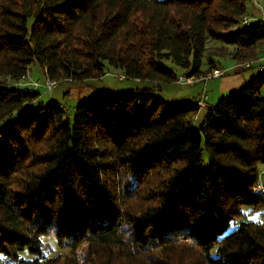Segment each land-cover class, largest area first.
I'll return each instance as SVG.
<instances>
[{
    "label": "trees",
    "instance_id": "trees-1",
    "mask_svg": "<svg viewBox=\"0 0 264 264\" xmlns=\"http://www.w3.org/2000/svg\"><path fill=\"white\" fill-rule=\"evenodd\" d=\"M249 1L0 0V123L20 113L0 128V264H264V223L226 233L264 207V71L197 127V97L154 89L93 93L72 119L57 103L25 109L50 91L33 63L56 86L115 69L159 90L179 76L169 59L196 82L217 57L253 64L264 21L244 24ZM25 76L40 85L27 93Z\"/></svg>",
    "mask_w": 264,
    "mask_h": 264
},
{
    "label": "rangeland",
    "instance_id": "rangeland-1",
    "mask_svg": "<svg viewBox=\"0 0 264 264\" xmlns=\"http://www.w3.org/2000/svg\"><path fill=\"white\" fill-rule=\"evenodd\" d=\"M253 9L257 10V14L254 13L251 15ZM247 22H244V24H253L257 22L264 21V0H250L248 3V10H247ZM217 64L218 69L222 70L225 68H228L231 64H236L235 61L230 58L229 56L224 57H217ZM165 64L168 66V68L174 70L177 75H185L184 72L177 68V66L169 59L165 61ZM240 69L237 71H232L228 73V76H239V77H245L248 79L247 83H249L257 74L258 70L255 68V66H252L251 69H246L244 66L237 64ZM264 65V63H263ZM224 72V71H223ZM224 74V73H223ZM121 72L115 69H110L109 73L105 75L102 79L99 80H89L85 83H72V82H62L59 83L55 88H53L50 91H44L39 90V96L37 99L29 106H27L25 109H28V111H32L35 109H38L40 107H44L50 103H57L61 105L67 112L68 118L72 119L74 115V108L77 105L78 102H88L91 100L93 93L102 92L106 94H116L121 92H129V91H135L140 92L144 89H154L155 94L159 95L161 98L167 100L169 102V99L171 95H187V93L190 95V97H195L199 91H201L202 85H196L195 87L189 86V85H181L177 86L174 84H167V85H161L159 89H157L156 85L149 81H135V80H126L121 79ZM29 76L31 81H39L41 83H45V76L39 66L38 63H33L29 68ZM246 83V84H247ZM192 87V88H189ZM243 87V86H242ZM241 87L232 90L228 94H226L225 97L230 95L233 92H236ZM261 95L264 96V87L261 90ZM19 112L15 113L10 119L1 122L0 128L5 127L8 125V123L17 118L19 116ZM204 111L199 110L198 112V120L195 122V126L197 127L203 118ZM208 154L206 151L202 154V160L200 163L199 168L202 171H206L208 168ZM262 169H264V166H262ZM261 175L264 174V172H260ZM242 212L244 214L243 219H236L231 227L227 230L226 233H233L238 225L239 221H245V222H256V223H264V207L257 209L253 212L252 209L248 206L242 207ZM42 242L46 247H49L52 241V237H42ZM51 249V247H49ZM66 254L68 251L66 249H61L58 246H53L51 254ZM84 251L79 250L76 253V256L78 259L83 257Z\"/></svg>",
    "mask_w": 264,
    "mask_h": 264
},
{
    "label": "crops",
    "instance_id": "crops-1",
    "mask_svg": "<svg viewBox=\"0 0 264 264\" xmlns=\"http://www.w3.org/2000/svg\"><path fill=\"white\" fill-rule=\"evenodd\" d=\"M252 12L251 15H253L254 13H258L256 9H253L252 7ZM264 55H262L260 58H263ZM258 58V59H260ZM259 63H263V62H255L251 65L255 66V68L258 70V64ZM250 68V69H251ZM239 68V66L237 64H231L230 66H228V68L222 69L221 71H224V74L216 79H212V80H207V81H198L195 82L192 87H195L196 85L201 84V91H199V93L195 96L197 97V99L200 97L201 94L205 93L207 95V104H208V108L216 105L221 99H225L226 94H228L229 92H231L232 90H235L239 87L244 86L248 79L245 77H239V76H228L229 72L232 71H237ZM249 69V68H248ZM177 85V84H174ZM177 86H181V85H177ZM189 87V88H192ZM192 97H190V95L187 93V95H171L169 102L170 103H177V102H183V101H187L189 99H191ZM207 109H203L201 111H206ZM262 172H264V169H261Z\"/></svg>",
    "mask_w": 264,
    "mask_h": 264
},
{
    "label": "built area",
    "instance_id": "built-area-1",
    "mask_svg": "<svg viewBox=\"0 0 264 264\" xmlns=\"http://www.w3.org/2000/svg\"><path fill=\"white\" fill-rule=\"evenodd\" d=\"M247 18L248 17H243V22H247ZM257 62H263L264 63V57L262 59H258ZM256 62V63H257ZM263 63H259L258 64V71L259 72H263L264 71V65ZM242 66H244V68L248 69V68H251V62L250 61H246V62H243L242 64H240ZM223 71H214L212 74L206 76L204 78V81H207V80H212V79H216V78H219L223 75ZM29 79L28 76H25L23 78V80H26L24 83H21L23 85V87L25 88L26 92H30L31 90L34 89V87H37L39 86L40 84L38 83H33V82H27V80ZM121 79H124V76L121 75ZM196 82V80L192 79V78H187L185 77L184 75H179L178 78H177V81H176V84L178 85H189V86H192L194 83ZM47 90H51L53 89L55 86H56V82L54 81H51V80H47L44 85H43ZM207 95L205 93L201 94L200 97L198 98V101H197V105H198V108L200 110H203V109H208V104H207ZM261 174H259V180L256 182L255 186L253 187V192L257 195H264V183L261 179ZM2 264H6L4 262H2Z\"/></svg>",
    "mask_w": 264,
    "mask_h": 264
}]
</instances>
